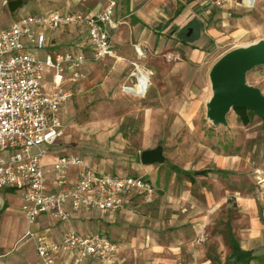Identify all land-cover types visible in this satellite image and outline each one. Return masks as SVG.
<instances>
[{
	"label": "rangeland",
	"instance_id": "374dc122",
	"mask_svg": "<svg viewBox=\"0 0 264 264\" xmlns=\"http://www.w3.org/2000/svg\"><path fill=\"white\" fill-rule=\"evenodd\" d=\"M185 1L170 0L169 5L173 10ZM26 3L15 13L4 4L0 9V25H10L17 18L42 10L79 8L70 5V0H26ZM235 4L242 5L241 0H235ZM230 13L221 18L227 23L222 26L227 29L226 36L218 43L208 44L204 59H191L189 48L173 30L159 40L152 31L146 32L138 44L144 53L139 62L150 69V84L144 95L125 92L121 87L122 78L129 73L128 85L136 81L133 75L136 66L131 62L117 76L105 62L89 61L90 74L76 84L62 115L63 134L48 146L44 162L51 164L57 155L74 153L107 173L138 174L150 179L156 192L152 196L143 195L138 207L139 213L146 216L140 222V226L146 227L144 230L154 228L157 220L161 223L169 215L159 210L156 216V207L171 209L168 207L174 205L182 212L183 205L192 206L188 198H180L184 190L190 191L189 199L195 205L205 186L212 189L217 186L225 193L239 190L242 194H254L262 190L264 182L256 178L259 173L255 169L264 168L263 119L255 115L251 123L244 125L232 109L227 115V125H214L206 115L207 102L212 96L209 73L213 64L231 49L264 38V0H256L250 7H237ZM239 21L241 26L237 24ZM65 30L63 46H74L70 39L75 38L79 30ZM247 82L264 93V66L249 71ZM43 84L47 91L54 88L49 67L44 69ZM159 143L165 146L168 164L142 163L141 151ZM215 159H222L219 165L226 172L208 175L207 179L197 176L195 182L170 167L175 164L185 169H200L213 165ZM17 194L11 195L9 201L18 205L19 210ZM95 232L111 235L102 223ZM203 239L204 236L196 240L203 242ZM221 246L224 247V243ZM213 252H216L215 246L208 248L207 255L213 256Z\"/></svg>",
	"mask_w": 264,
	"mask_h": 264
},
{
	"label": "crops",
	"instance_id": "0c3cea01",
	"mask_svg": "<svg viewBox=\"0 0 264 264\" xmlns=\"http://www.w3.org/2000/svg\"><path fill=\"white\" fill-rule=\"evenodd\" d=\"M116 1L113 18L120 20L121 23L118 28L113 30L114 55H109L101 61L110 66L112 74L117 76H120L121 70L130 66L128 62H131L133 66H136V69L147 74L148 78L150 69L139 62L144 53L139 54L137 50L141 49L138 44H141L146 32L152 31L159 40L166 37L168 31L173 30L174 34L178 33L183 44L189 48L188 55L191 59H204L208 44L211 45L214 41L218 43L226 36L227 29L222 26L227 23L222 19L231 14L230 10L237 7H250L256 3L255 0L252 5L238 6L235 4V0H230L224 6L219 7L214 3V0H187L172 10L169 5L170 0ZM7 2L8 0H0V9ZM108 3L109 0H70V5H78L79 8L50 9L37 13L52 11L96 13L105 10ZM214 17H216L215 24H213ZM237 24L241 26V21ZM10 25H0V30ZM68 28L79 30L75 38L70 39L74 45L69 46L71 48L67 45L63 46L65 40L62 38V33ZM36 32L45 34L46 44L44 47H38L37 43L32 42L28 37H25L24 43L30 52L40 58L63 52H91L88 33L82 25H72L54 30L38 28ZM129 43L134 46H130ZM84 71L87 78L90 74L87 65L84 67ZM130 75L131 73H129ZM129 76L122 78V88L128 84ZM65 77L64 85L72 91L77 83L85 79L72 80L69 73H66ZM135 80L134 84L137 82V77ZM219 162H223L222 159H215L213 165L200 169L191 170L180 167L187 171L208 170L207 173L193 176L171 169L195 182L197 176L207 179L208 175H217L219 172L224 174L226 169L220 166ZM255 170L259 173L256 178L264 177V168L257 167ZM46 173L47 180L53 183V169L48 167ZM261 187L263 189L254 194H242L239 190H229L225 193L217 186L214 189L205 186L197 198V200L200 198L197 206L194 201L189 199L190 191L184 190L180 198H188L190 204L193 205H183L182 212L174 205L168 207L171 209L156 207L154 211L156 216L159 210L162 212L164 210L169 215L161 223L157 220L154 228L150 230L148 228L144 230L146 227L140 226L141 218L146 216L138 211L143 195L135 191L127 193L124 206L118 212L109 215L91 210L74 211L71 203H66L64 208L70 213L68 227L75 229L80 234H90L95 232L102 223L107 232L111 231V235H107L118 243L117 251L108 262H102L96 257H89L84 259L81 264H214L215 261L218 264H223L230 258L232 252L229 241L230 234L238 240L243 249L253 251L256 258L250 264H264V183ZM52 188L54 189V186ZM17 192L20 191L0 189V264H39L40 257L35 242L27 235V231L33 229L57 241L62 238L66 227L49 213H43L33 224L29 223L22 211V206L25 203L23 194L21 192L18 195ZM15 194L20 198L19 210L18 205L10 204L9 201V197ZM172 197L174 198V196ZM203 236L206 239H203V242L201 240L197 242L196 239L203 238ZM223 243L224 247L221 246ZM211 246L216 247V252H213V256H208V248ZM73 256V253L61 252L58 259L62 264H69Z\"/></svg>",
	"mask_w": 264,
	"mask_h": 264
},
{
	"label": "built area",
	"instance_id": "2783aa9c",
	"mask_svg": "<svg viewBox=\"0 0 264 264\" xmlns=\"http://www.w3.org/2000/svg\"><path fill=\"white\" fill-rule=\"evenodd\" d=\"M230 0H214L221 7ZM255 0H241L252 5ZM116 0H109L105 10L96 13L52 11L24 15L0 30V189L22 192V211L33 224L39 215L49 213L66 227L60 240L29 229L27 235L36 245L39 264H62L61 252L73 253L69 264H81L96 257L108 262L118 243L102 232L80 234L68 227L71 203L74 211H99L104 215L118 212L126 194L135 191L144 196L156 192L150 179L141 175H114L91 165L79 154H61L51 164L44 162L48 146L63 134L62 115L73 91L65 87V74L72 80L86 78L84 67L89 61H101L114 55L113 30L121 21L114 20ZM82 25L89 37L90 54L63 52L40 58L30 52L25 37L42 48L46 36L37 29H58ZM36 29V30H35ZM142 54L141 49H137ZM53 71L54 88L45 90L44 69ZM133 73L134 85H124L129 93L140 79L148 77L142 70ZM140 74V78L138 77ZM149 79V78H148ZM43 145L46 147H43ZM53 169V183L47 180V168ZM264 182V177L259 179ZM54 186V189L52 188Z\"/></svg>",
	"mask_w": 264,
	"mask_h": 264
},
{
	"label": "water",
	"instance_id": "95a60500",
	"mask_svg": "<svg viewBox=\"0 0 264 264\" xmlns=\"http://www.w3.org/2000/svg\"><path fill=\"white\" fill-rule=\"evenodd\" d=\"M25 3L26 0H8L7 5L15 13ZM258 66H264V38L231 49L213 64L209 73L212 96L207 102L206 115L214 125H227V115L234 108L250 109L264 121V93L247 82L249 71ZM164 150L163 143L144 149L140 153L142 163L168 164ZM223 264H235V259L229 258Z\"/></svg>",
	"mask_w": 264,
	"mask_h": 264
},
{
	"label": "trees",
	"instance_id": "16d2710c",
	"mask_svg": "<svg viewBox=\"0 0 264 264\" xmlns=\"http://www.w3.org/2000/svg\"><path fill=\"white\" fill-rule=\"evenodd\" d=\"M234 111L237 113L238 120L243 123L244 125H248L251 123L253 117L256 115L253 111L247 108H234ZM170 167L174 169L176 172L179 173H185L188 176H193L197 174H204L207 173L208 170H193V171H187L175 164H171ZM117 175V174H114ZM138 176V174H133ZM193 180V177H191ZM104 233V232H102ZM107 235V233H104ZM229 241L231 244L232 252L230 255V258L235 259V264L237 263H244V264H250V262L256 258L254 255L253 251L251 250H245L241 247L240 243L238 240L232 235H229Z\"/></svg>",
	"mask_w": 264,
	"mask_h": 264
},
{
	"label": "bare ground",
	"instance_id": "6f19581e",
	"mask_svg": "<svg viewBox=\"0 0 264 264\" xmlns=\"http://www.w3.org/2000/svg\"><path fill=\"white\" fill-rule=\"evenodd\" d=\"M137 75H138V77L140 76V74H138V73H137ZM148 86H149V79L146 76V79L145 78L140 79V81L137 83L136 87L134 89H132L131 91L136 92V94L144 95L148 89Z\"/></svg>",
	"mask_w": 264,
	"mask_h": 264
}]
</instances>
